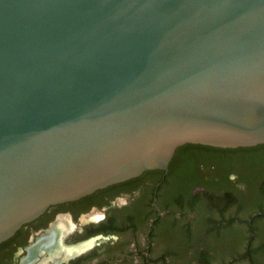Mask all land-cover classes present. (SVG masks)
<instances>
[{
	"label": "water",
	"instance_id": "obj_1",
	"mask_svg": "<svg viewBox=\"0 0 264 264\" xmlns=\"http://www.w3.org/2000/svg\"><path fill=\"white\" fill-rule=\"evenodd\" d=\"M186 144L264 145V0H0V244Z\"/></svg>",
	"mask_w": 264,
	"mask_h": 264
},
{
	"label": "flooded vegetation",
	"instance_id": "obj_2",
	"mask_svg": "<svg viewBox=\"0 0 264 264\" xmlns=\"http://www.w3.org/2000/svg\"><path fill=\"white\" fill-rule=\"evenodd\" d=\"M217 155L221 152L210 146L186 144L167 171L146 172L51 206L0 244V264H207L213 254L209 249L220 242L221 253L237 248L238 235L229 242L224 234L242 224L252 235L251 261L264 264V226H257L264 214L253 213L245 223L238 216L223 217L258 199L254 188L263 187V176L253 177L248 168H230L236 160L207 162ZM43 236L58 244L55 249L77 252L67 258H56L54 249L35 255L31 247Z\"/></svg>",
	"mask_w": 264,
	"mask_h": 264
},
{
	"label": "rangeland",
	"instance_id": "obj_3",
	"mask_svg": "<svg viewBox=\"0 0 264 264\" xmlns=\"http://www.w3.org/2000/svg\"><path fill=\"white\" fill-rule=\"evenodd\" d=\"M219 159H221V165L224 163L223 161H228L230 159H227L224 156L217 155L214 158H208L207 162L210 161L212 164L213 162H218ZM234 161V160H233ZM236 164L232 165L230 168L232 169H238V170H243V169H251V171L256 172L257 166L254 165H248L245 162H240V161H234ZM261 167V168H260ZM259 171L264 172V165L259 166ZM262 169V170H261ZM242 172V171H241ZM244 173V172H243ZM243 178L246 179V173L243 174ZM242 178V179H243ZM250 179V177H249ZM263 182H264V176H263ZM262 188L257 186L254 188L255 190V195L258 197V199L253 202L251 205H249L246 208H241V207H236L235 209H230L228 212L224 213L223 217H234L238 216L240 217V220L244 221V223L251 218L253 213L260 212L261 210H264V194L260 192V189ZM216 219H220L221 216L219 214L215 215ZM259 222L257 223V226L263 227L264 226V219L258 220ZM262 221V222H261ZM221 228V227H219ZM234 227L228 229L227 233L224 234V238H227L229 242H233V239L238 235V243H237V248H230L231 250H228L226 253H221V242L220 245L217 247L210 248L209 250L213 252L212 255H210L212 258L209 260V263L207 264H255V262L251 261L250 257V252L248 249V243L251 241V231L246 224H242L240 228ZM216 230V235L221 236L218 228L214 229ZM221 231V229H220ZM83 246L88 247V244H84ZM204 264H206L204 262Z\"/></svg>",
	"mask_w": 264,
	"mask_h": 264
},
{
	"label": "trees",
	"instance_id": "obj_4",
	"mask_svg": "<svg viewBox=\"0 0 264 264\" xmlns=\"http://www.w3.org/2000/svg\"><path fill=\"white\" fill-rule=\"evenodd\" d=\"M212 149L221 152V156H224L232 161L237 160L240 162H245L248 165H254V166L264 165V145H259L256 147H249V148H238V149H221V148H213V147ZM259 166H257L256 172L253 171L254 174L252 176L255 178L264 176V172L259 171V169L261 168V167L259 168ZM260 192L264 194V185L260 189ZM260 213L264 214V210H261Z\"/></svg>",
	"mask_w": 264,
	"mask_h": 264
},
{
	"label": "bare ground",
	"instance_id": "obj_5",
	"mask_svg": "<svg viewBox=\"0 0 264 264\" xmlns=\"http://www.w3.org/2000/svg\"><path fill=\"white\" fill-rule=\"evenodd\" d=\"M55 252H54V255L56 256V258L58 257H69L70 255H72L73 253L77 252V250L75 249H67V248H59V249H54Z\"/></svg>",
	"mask_w": 264,
	"mask_h": 264
}]
</instances>
